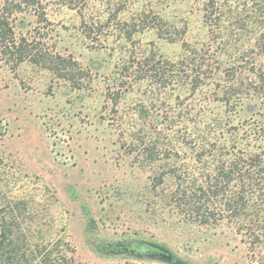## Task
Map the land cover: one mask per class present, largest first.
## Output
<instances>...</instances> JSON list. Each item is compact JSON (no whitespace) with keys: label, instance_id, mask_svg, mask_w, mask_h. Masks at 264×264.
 <instances>
[{"label":"rangeland","instance_id":"1","mask_svg":"<svg viewBox=\"0 0 264 264\" xmlns=\"http://www.w3.org/2000/svg\"><path fill=\"white\" fill-rule=\"evenodd\" d=\"M212 1L231 68L254 45L234 25L256 7L250 1L87 0L82 10L52 1L46 21L17 15L18 36L42 34L82 72L74 81L0 59V229L14 220L30 249L70 246L77 264H264L232 222H194L171 200L172 167L196 176L208 168L197 160L205 140L264 150L262 96L233 107L219 101L216 79L193 88L194 64L212 63L223 46L204 20ZM127 241L161 255L96 251Z\"/></svg>","mask_w":264,"mask_h":264},{"label":"trees","instance_id":"2","mask_svg":"<svg viewBox=\"0 0 264 264\" xmlns=\"http://www.w3.org/2000/svg\"><path fill=\"white\" fill-rule=\"evenodd\" d=\"M52 1L77 10L84 9L87 3V0H0V59L13 67L30 62L64 79L74 80L77 72H82L76 62L52 53L43 42L42 34L28 38L18 36L15 31L19 14L33 13L40 21H46L47 7ZM246 1V5L252 2L256 7L245 17L236 16L234 25H237L238 32L255 36L253 47L242 49L237 64L223 69L225 62L220 57L228 56L231 46L225 38V29H221L222 9L217 10L212 1L205 9L204 20L212 33H216V40L221 39L222 50L212 55V63L202 55L204 58L192 68L194 89L201 88L207 80L216 79L219 101L233 107L243 106L245 100L264 98V0ZM236 65L238 69L234 68ZM219 74L224 77H218ZM248 107L252 110L255 106L249 104ZM255 129L253 132L258 136ZM208 141L199 144L197 159L208 166H204L205 171L203 169L196 176L181 168L170 169V178L175 181L171 200L186 218L194 222L203 225L225 220L232 222L239 233L250 239L253 247L258 246V253L264 260V150L258 153L249 145L241 149L235 144L222 147L218 140ZM16 229L14 220L3 224L0 229V264H77L70 246L65 253L54 247L48 249L43 243L33 250ZM96 251L102 256L161 255L156 246L137 241L103 242L97 244Z\"/></svg>","mask_w":264,"mask_h":264},{"label":"flooded vegetation","instance_id":"3","mask_svg":"<svg viewBox=\"0 0 264 264\" xmlns=\"http://www.w3.org/2000/svg\"><path fill=\"white\" fill-rule=\"evenodd\" d=\"M158 256H160V255H158Z\"/></svg>","mask_w":264,"mask_h":264}]
</instances>
